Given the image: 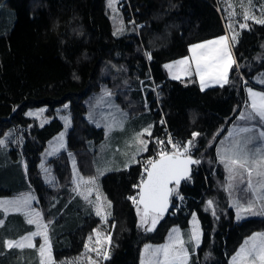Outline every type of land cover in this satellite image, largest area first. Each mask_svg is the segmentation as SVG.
<instances>
[{
    "label": "trees",
    "instance_id": "trees-1",
    "mask_svg": "<svg viewBox=\"0 0 264 264\" xmlns=\"http://www.w3.org/2000/svg\"><path fill=\"white\" fill-rule=\"evenodd\" d=\"M13 2L0 0V35H11L15 29L18 6ZM41 4L56 74L44 78L49 75L42 72L46 62H40V69L33 72L35 44L28 33L20 34L11 65L0 70V195L35 193L53 255L47 264H140L143 245L164 241L172 225L188 236L194 212L201 225V242L196 249L191 248L186 261L174 264H231L230 258L243 239L264 227V217L236 220L233 208L225 201L215 204L213 210L207 209L205 202L214 191V175L219 170L216 141L245 100L243 80L250 81L264 69V25L249 22L240 29L232 47L234 63L229 80L201 88L195 74L172 77L166 64L188 55L193 43L226 33L219 0H120L126 27L121 34L113 31L106 0H41ZM108 61L130 80L129 95L149 101L153 129L145 155L101 177L110 203L108 215L101 218L90 202L70 194L72 169L66 151L74 153L80 165L89 139L98 143L104 137L103 128L86 118L85 99L99 89V74ZM150 76L161 89L169 128L183 147L189 141V153L199 160L188 184L173 185L172 203L175 194L185 195L182 211L160 215L153 229L136 201L143 178L140 164L153 151L152 136L158 132ZM66 102L70 115L67 150L49 158L55 182L46 183L39 167L41 152L47 140L62 130L63 123L55 113ZM42 105L52 118L39 125L26 110ZM144 115L140 117L145 119ZM10 126L22 130L23 140L3 145L1 138ZM2 219L0 264H43L39 236L28 246L5 244L6 239H15L33 230L34 225L21 212H1ZM96 230L100 236L109 235V241L95 244Z\"/></svg>",
    "mask_w": 264,
    "mask_h": 264
},
{
    "label": "rangeland",
    "instance_id": "rangeland-1",
    "mask_svg": "<svg viewBox=\"0 0 264 264\" xmlns=\"http://www.w3.org/2000/svg\"><path fill=\"white\" fill-rule=\"evenodd\" d=\"M119 1L106 0L115 34L123 33L126 28ZM13 3L18 6V21L11 35H0V70L6 65H11L17 37L22 33H28L35 44L33 72L40 69V62H46L42 72L49 75L44 78L54 77L56 70L53 64V46L41 0H14ZM219 4L223 8L226 33L193 43L188 55L168 62L166 66L172 77L183 78L195 74L201 88L226 83L234 63L232 47L236 34L240 29L248 27L249 22L264 25V0H219ZM99 83V89L88 94L85 99L87 105L85 116L95 126L103 128V139L98 143L89 139L78 165L74 153L66 151L70 115L68 103H63L56 108L55 113L62 121L63 128L47 140L41 152L39 167L44 182H55L48 160L61 150H65L72 169L70 194L82 196L93 205L96 214L105 218L109 213L110 203L102 190L100 179L109 171L136 163L140 156L147 153L153 121L149 118V101H142L140 97L129 95L127 88L130 80L113 62L108 61L102 65ZM243 83L244 103L215 144L219 170L214 175V191L205 202V207L213 210L215 204L225 201L233 208L236 220L264 217V69L251 76L250 81L243 80ZM45 110V105L31 107L26 110V115L35 118L39 125H43L52 118ZM143 114L145 119L140 117ZM22 140V130L16 129V126L8 127L1 138L3 145L11 142L20 143ZM184 151H189V141L184 146ZM38 203L37 196L31 190L13 195H0V213L6 215L21 212L34 224L33 230L11 243L28 246L34 244L35 238L39 236L41 262L47 264L53 260V255L47 224L43 220ZM159 219L160 215L152 214L151 229L156 226ZM191 224L195 241L201 242L195 229L199 225L195 212ZM176 232L180 234L176 235ZM98 233L99 230H96L95 244L100 242L98 245L101 246L103 240L105 243L109 241V235L100 236ZM257 237H262V242L256 241ZM187 242L188 236L181 234L178 225H172L164 241L143 245L140 262L182 263L184 257L175 256L183 254ZM230 263L264 264V227L244 239L237 252L230 258Z\"/></svg>",
    "mask_w": 264,
    "mask_h": 264
},
{
    "label": "water",
    "instance_id": "water-1",
    "mask_svg": "<svg viewBox=\"0 0 264 264\" xmlns=\"http://www.w3.org/2000/svg\"><path fill=\"white\" fill-rule=\"evenodd\" d=\"M198 159L193 155L170 154L152 162L140 181L137 203L150 221L152 214L170 213L173 185H180L190 177Z\"/></svg>",
    "mask_w": 264,
    "mask_h": 264
},
{
    "label": "built area",
    "instance_id": "built-area-1",
    "mask_svg": "<svg viewBox=\"0 0 264 264\" xmlns=\"http://www.w3.org/2000/svg\"><path fill=\"white\" fill-rule=\"evenodd\" d=\"M148 80L151 83L154 99H155L153 110L158 112V117H157L158 132H156L152 136L153 145H154L153 151L151 152V154L143 158L141 161L140 170L142 176L145 174V172L148 170V168L155 159L170 154L187 153L184 151V147L182 146L180 140L174 134V132L169 128L165 120V115L162 110V93L159 84L153 80L152 76H150ZM189 181H190V177L183 180L181 184H188ZM184 196L185 195L182 193L175 194V200L173 201L172 210H174L177 213H180L182 211L184 205V201H183Z\"/></svg>",
    "mask_w": 264,
    "mask_h": 264
},
{
    "label": "crops",
    "instance_id": "crops-1",
    "mask_svg": "<svg viewBox=\"0 0 264 264\" xmlns=\"http://www.w3.org/2000/svg\"><path fill=\"white\" fill-rule=\"evenodd\" d=\"M69 128V127H68ZM16 129H19L18 127H16ZM2 143V142H1ZM2 144H4V143H2ZM39 209H40V207H39ZM23 214V213H22ZM193 214L194 213H192V215H191V217H190V219H189V234H188V242H187V247H186V249L184 250V251H186V252H184L183 251V254L182 255H176L175 256V258H177V257H179V256H182V257H184V260L182 261V262H184V261H186L187 260V258H188V255H189V253H190V250H191V248L192 249H196L197 248V246L199 245V243H200V241H195V234H194V232H193V229H192V224H191V221H192V218H193ZM25 217V216H24ZM198 217V216H197ZM25 220L27 221V222H29V223H32L31 221H29V219L27 218V217H25ZM44 220V219H43ZM198 221H199V219H198ZM3 223V219L1 220V222H0V225ZM33 224V223H32ZM34 225V224H33ZM35 227V226H34ZM196 229V232H197V234L200 236V239H201V234H202V230H201V225H200V222H199V225H197V227L195 228ZM258 231V230H257ZM257 231H254L253 233H255V232H257ZM177 233L178 234H180V232H176V235H177ZM253 233H251L250 235H248L247 237H249V236H251ZM25 234V233H24ZM24 234H22V235H20L19 237H21V236H23ZM181 234H182V231H181ZM19 237H17V238H15V239H6V241H5V244L7 245V246H9V247H23L24 245H18V244H16V243H11V242H13V241H16ZM246 238V237H245ZM244 238V239H245ZM244 239H243V241H242V243L244 242ZM262 237H257L256 238V241H259V242H262ZM242 243L238 246V248H237V250L239 249V247L242 245ZM142 250V249H141ZM237 250L235 251V253L237 252ZM234 253V254H235ZM141 254V253H140ZM232 257V256H231ZM166 258H170V256H166ZM178 263V262H177ZM140 264H141V262H140Z\"/></svg>",
    "mask_w": 264,
    "mask_h": 264
}]
</instances>
